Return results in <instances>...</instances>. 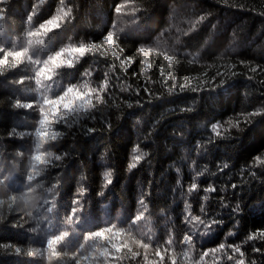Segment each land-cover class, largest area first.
<instances>
[{
	"label": "trees",
	"instance_id": "16d2710c",
	"mask_svg": "<svg viewBox=\"0 0 264 264\" xmlns=\"http://www.w3.org/2000/svg\"><path fill=\"white\" fill-rule=\"evenodd\" d=\"M0 47V264H264V0H0Z\"/></svg>",
	"mask_w": 264,
	"mask_h": 264
},
{
	"label": "snow or ice",
	"instance_id": "6c2138e0",
	"mask_svg": "<svg viewBox=\"0 0 264 264\" xmlns=\"http://www.w3.org/2000/svg\"><path fill=\"white\" fill-rule=\"evenodd\" d=\"M120 7L116 8L117 13L120 12ZM34 14V13H33ZM65 15H67V13H65ZM32 20V16L28 17V21L31 22ZM59 23L57 22V18H53L48 20L46 23L41 24L40 25V30H42L43 34H47L48 32L52 31L54 28H59ZM40 31L38 30V32L36 33H28L29 36L32 35H39ZM109 45H111L112 43H114L113 40V35L111 32H109V34L104 38ZM29 43H31V41H29ZM38 43L43 44V41H38ZM97 46L95 44L92 45V48L95 49ZM88 49H86L84 46H80V47H75L72 48L70 51L73 53H78L81 57L85 54V52ZM5 50L3 49V47H0V52H4ZM64 49H61L60 51H57L54 55H49L47 57V59L45 61H43V67H40L36 72H35V78H36V84L40 85L41 84V78H44L48 81H52L55 75H58V69H60L61 67L67 66V67H72L73 63L72 60H68L66 63L64 61L61 60V57L64 55ZM28 53V49L25 48L22 51H8L5 52L3 58H0V66H9V57L12 58V63H11V67L15 68L17 67V63H22L23 62V58L27 55ZM166 59H171L170 57H165ZM28 60L30 63L39 65L41 62L39 60H33L31 56L28 57ZM20 83H23V80L19 81ZM72 95V99L68 100L66 103H63V107L66 110H71L74 111L75 108L73 107V102L76 99H80L81 101H83V95L79 92L76 91V87L73 86H69L67 87L66 91L64 92V94L62 96H60L58 99L56 100H50L48 99L46 96L43 97V102L45 104H48L51 106L52 109H55L57 105L61 104L62 102H64L69 95ZM15 106L16 107H20V108H27V109H31L34 107L33 103H22L20 100H17L15 102ZM79 107L83 108L84 107V103L81 102ZM41 112L43 113V108H41ZM47 113H45V119H47ZM44 121H41V124L43 125ZM38 134H39V130ZM59 135V133H56L55 135H52L51 138L55 139L56 136ZM61 157L60 156H56L55 159L59 160ZM142 157L141 156H135L134 160L139 161ZM36 160H40L41 157L40 156H36L35 157ZM135 163L130 164L129 167H135ZM110 173H106V176H110ZM29 179H32L31 176H29ZM109 183L111 182V180L109 179L108 181ZM196 187V185H192V188L194 189ZM76 212V208L72 209V213L75 214ZM137 219H139V217H137ZM195 219H199V218H195ZM69 224L73 223V220L71 218H69L68 220ZM213 223H215V221H213ZM114 227L115 226H110V227H106L104 229L98 230L94 233H89L86 237L85 240H95L98 237H103L105 238V240L107 241L108 244H110L112 246V248L115 250L116 253H120L122 251V248L127 247V243H116L114 242V238L121 236V231L117 230L114 231ZM210 227V225L208 226ZM69 235L68 231H64L59 235H55L54 237H52L51 239L47 240V246L48 249L50 250V256L49 258H59L61 253L59 251H57V246L61 244L62 241L65 240V238ZM185 241L190 240V236H185ZM133 242L138 244L139 247H142L144 249H148L149 244L147 243H141L140 241H136L133 238ZM221 247H223V245H221ZM238 250V249H237ZM129 251H131V249H129ZM31 254V253H29ZM105 255H107V250H105ZM157 255H160L159 252H157ZM242 255V253H241ZM73 259L76 260V264H80V260L78 257L74 256ZM85 259H87V257H85ZM117 260L120 259L119 256L116 257ZM239 264H243V261H240Z\"/></svg>",
	"mask_w": 264,
	"mask_h": 264
}]
</instances>
